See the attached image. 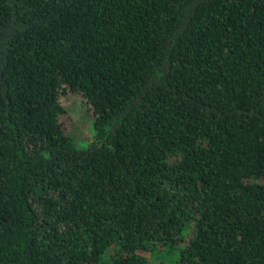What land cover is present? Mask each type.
<instances>
[{"label": "trees", "instance_id": "trees-1", "mask_svg": "<svg viewBox=\"0 0 264 264\" xmlns=\"http://www.w3.org/2000/svg\"><path fill=\"white\" fill-rule=\"evenodd\" d=\"M162 260L264 264V0H0V264Z\"/></svg>", "mask_w": 264, "mask_h": 264}, {"label": "rangeland", "instance_id": "rangeland-1", "mask_svg": "<svg viewBox=\"0 0 264 264\" xmlns=\"http://www.w3.org/2000/svg\"><path fill=\"white\" fill-rule=\"evenodd\" d=\"M69 115V132L78 139L86 141L92 138V117L88 111L82 108L78 103L71 102L67 107ZM160 264H171L168 261H161Z\"/></svg>", "mask_w": 264, "mask_h": 264}]
</instances>
